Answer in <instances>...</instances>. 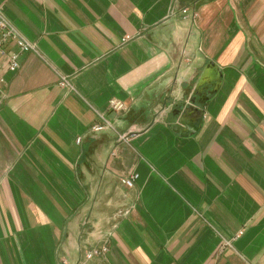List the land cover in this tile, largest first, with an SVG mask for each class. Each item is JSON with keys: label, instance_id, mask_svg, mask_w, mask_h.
Segmentation results:
<instances>
[{"label": "crops", "instance_id": "obj_1", "mask_svg": "<svg viewBox=\"0 0 264 264\" xmlns=\"http://www.w3.org/2000/svg\"><path fill=\"white\" fill-rule=\"evenodd\" d=\"M0 6V264H264V0Z\"/></svg>", "mask_w": 264, "mask_h": 264}, {"label": "built area", "instance_id": "obj_2", "mask_svg": "<svg viewBox=\"0 0 264 264\" xmlns=\"http://www.w3.org/2000/svg\"><path fill=\"white\" fill-rule=\"evenodd\" d=\"M183 11H185V9H183ZM0 34H2L1 36L2 41H5L7 39L13 40L15 42V45L19 48V51H36L34 43L25 39L17 31V29L10 23V21L5 18V16L3 15L1 6H0ZM126 39H128V36L124 37L123 41ZM0 52H3V50L0 49ZM8 64H9V69L11 71H16L19 68L20 63L18 61V52L11 53L8 56ZM60 85L69 86L70 84L68 80L66 79V77H62V80L60 81ZM109 105H110V108L116 112H123L127 110L126 105H124L123 102L117 99H111L109 101ZM108 126H111L110 123L104 120L103 123L94 125L92 128V131H99V130L107 128ZM137 176L138 175L135 173L125 176L124 178L121 179L122 183L126 186H132ZM105 250H106V247L102 246L97 249L94 248V249L88 250L85 255L87 258H91V257L97 256L98 254L104 252Z\"/></svg>", "mask_w": 264, "mask_h": 264}, {"label": "flooded vegetation", "instance_id": "obj_3", "mask_svg": "<svg viewBox=\"0 0 264 264\" xmlns=\"http://www.w3.org/2000/svg\"><path fill=\"white\" fill-rule=\"evenodd\" d=\"M206 88V89H205ZM201 89V90H200ZM211 90V87H210V85H207V84H199V85H197L196 84V87H195V89H194V93L195 94H193L192 95V97L194 98V99H198V98H201V93H206L207 91H210ZM200 91H201V93H200ZM177 110H180V108L179 107H177L176 108Z\"/></svg>", "mask_w": 264, "mask_h": 264}, {"label": "water", "instance_id": "obj_4", "mask_svg": "<svg viewBox=\"0 0 264 264\" xmlns=\"http://www.w3.org/2000/svg\"><path fill=\"white\" fill-rule=\"evenodd\" d=\"M211 65H212V62H209V63L207 64L206 68H209ZM217 84H218V79L216 78V79L213 81V84H212V85H213V88H212L211 91H209V94H212V92L215 91V90L217 89ZM206 98H208V95H205V96H204V99H206ZM193 101H194V100H192L191 102L193 103ZM201 116H202V111L199 110V114H198V117H199V118H198V120L202 118Z\"/></svg>", "mask_w": 264, "mask_h": 264}]
</instances>
